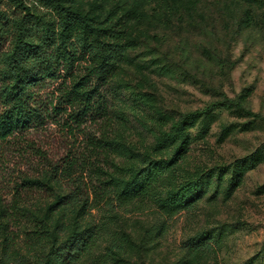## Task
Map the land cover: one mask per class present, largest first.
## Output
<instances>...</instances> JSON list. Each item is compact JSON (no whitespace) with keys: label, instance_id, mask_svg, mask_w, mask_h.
Wrapping results in <instances>:
<instances>
[{"label":"rangeland","instance_id":"1","mask_svg":"<svg viewBox=\"0 0 264 264\" xmlns=\"http://www.w3.org/2000/svg\"><path fill=\"white\" fill-rule=\"evenodd\" d=\"M63 4L100 26L120 20L118 68L98 86L101 107L76 117L77 105L63 93L90 61L81 38L64 39L57 28L55 47L74 66L68 72L60 64L61 76L40 85L48 111L43 122L0 144V264L33 261L21 245L5 247L7 234L18 232L14 201L38 207L53 228L61 225L59 243L69 245L96 225L99 238L87 252L72 260L50 257V264H264V121L221 102L238 100L264 117V0H0V33L7 35L0 49L14 48L23 20L61 23ZM40 23L28 26L37 43ZM204 109L184 124V137L159 140L182 115ZM128 159L144 171L160 168L145 196H133L143 183L137 173H117ZM54 165L63 170L55 173ZM48 171L59 180L52 183L55 194L73 190L70 178L92 190L113 171L119 189L131 194L111 193L99 203L91 194L85 206L57 205L52 191L46 197L24 183ZM180 186L187 188L184 197L165 206ZM207 236L218 244L190 248ZM113 238L123 241L121 250L107 262L98 259Z\"/></svg>","mask_w":264,"mask_h":264},{"label":"trees","instance_id":"2","mask_svg":"<svg viewBox=\"0 0 264 264\" xmlns=\"http://www.w3.org/2000/svg\"><path fill=\"white\" fill-rule=\"evenodd\" d=\"M59 15L61 23L58 24L53 20H41V23L39 19L23 20L21 25L17 27L16 36L13 39L14 48L0 49V144L12 137L14 138L19 132L29 129L32 125L43 122L48 116V111L45 109L46 105L43 104L42 98L38 95L40 85L49 79L61 76L57 67L60 64L66 65L68 72H71L74 66L73 59L66 58L63 53H58L59 47H55L54 36L57 28H60V33L64 39L80 37L83 41L84 52H88L87 58L90 61V66L86 67L87 73L75 81L70 89H66L63 94L72 104L77 105L76 117L79 115L83 117L95 108L101 107L100 103L95 105L97 96H99L98 86L107 84L118 68L113 50L117 48V45L119 46L117 39L119 34L123 33L122 26H118L120 20L109 26H100L95 24L93 19L81 9L64 4L60 7ZM34 22L40 23L43 30L42 40L38 43L32 39V33L28 27ZM0 39H7V35L0 33ZM66 50L64 47V52H67ZM72 55L74 56L75 53ZM221 102L233 106L243 114L264 121V117L248 110L238 100L224 96ZM204 113H206L205 109L182 115L181 119L172 123L167 130L160 131L159 140L176 136L184 137L183 129L187 120ZM71 166L68 163L64 167L66 176L71 175ZM54 167V172L57 174L63 170L62 167L58 168L55 165ZM125 170L137 173L139 178L143 180V183L133 191V196L136 197L145 196L151 192L160 178V168L156 164L149 165L147 171H144L136 168L134 162L128 159L125 166L118 168L117 173L120 174L123 171L125 173ZM49 172L45 173L42 179L26 180L24 183L29 184L35 190L47 193L46 197H48V192L52 191V196L56 197L54 202L57 205L69 206L81 203L85 206L91 194L92 201L95 203L104 200L111 193L122 197L131 194L124 193L119 189V183L115 181V171L109 174L108 179L101 181L92 190L84 189L80 182L70 178L74 186L73 190L64 195L55 194L52 183L54 180H59L53 179L55 173L49 175ZM186 192L187 188L180 186L168 198L164 199L165 206L176 204ZM11 206L15 212L13 216L11 215V220H13L18 232L12 236L7 234L4 238L5 247L21 245L27 250L29 257L33 258V261H30L32 264H50V257L60 259L64 254H67V260H72L76 253L87 252L98 241L99 237L95 232L96 225H92V227L86 228L78 234L69 245L67 242L59 243L57 234L62 231L61 225L53 228L48 216L38 211V207L30 210L27 203L19 205L17 201H14ZM122 243L123 241L120 239H111L106 252L101 254L98 259L107 262V255L112 251L121 250ZM216 244L218 242L216 240L211 241L208 236L199 237L190 243V248L207 251Z\"/></svg>","mask_w":264,"mask_h":264}]
</instances>
